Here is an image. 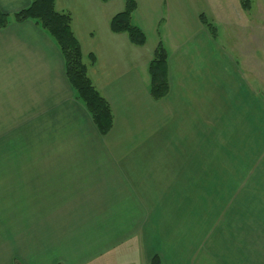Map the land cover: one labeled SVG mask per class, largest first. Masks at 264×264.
Instances as JSON below:
<instances>
[{
	"label": "crops",
	"instance_id": "crops-1",
	"mask_svg": "<svg viewBox=\"0 0 264 264\" xmlns=\"http://www.w3.org/2000/svg\"><path fill=\"white\" fill-rule=\"evenodd\" d=\"M135 1L142 46L110 30L124 0L54 2L112 108L106 135L74 98L54 40L32 20L0 28V264H264V140L239 135L264 123L262 97L233 81L232 57L204 62L217 29L194 0ZM160 41L169 91L154 100ZM142 119L158 131L141 135Z\"/></svg>",
	"mask_w": 264,
	"mask_h": 264
},
{
	"label": "trees",
	"instance_id": "trees-1",
	"mask_svg": "<svg viewBox=\"0 0 264 264\" xmlns=\"http://www.w3.org/2000/svg\"><path fill=\"white\" fill-rule=\"evenodd\" d=\"M107 1V0H102ZM55 0H30V4L11 14L0 10V28L11 21L32 20L38 24L56 43L64 60L65 74L74 92V98L87 110L98 132L106 135L114 123V114L108 100L98 91L88 75V64L84 61L79 41L71 28V15L55 9ZM245 9L251 6V0H241ZM136 9L135 0H124V7L114 14L110 21V30L114 33H126L130 43L142 46L146 35L140 26L132 21ZM201 23L215 36L216 27L204 13L199 14ZM89 64L95 61L93 54L88 55ZM148 90L154 100L165 97L169 91L168 51L160 41L148 63ZM18 264V263H16ZM149 264H162L159 256L152 257Z\"/></svg>",
	"mask_w": 264,
	"mask_h": 264
},
{
	"label": "rangeland",
	"instance_id": "rangeland-1",
	"mask_svg": "<svg viewBox=\"0 0 264 264\" xmlns=\"http://www.w3.org/2000/svg\"><path fill=\"white\" fill-rule=\"evenodd\" d=\"M194 2L217 29L216 45L219 48L211 46L209 48L210 54L204 57V62L208 61L210 67H217L220 65L219 59L224 61L226 56L232 57L235 65L232 69L233 81L237 83L239 74L240 87L245 88V83L248 84L250 92L253 88L256 95L261 96L264 102V0H251V6L248 9L242 6L241 0H194ZM215 58L218 59L212 60ZM222 89L226 92L225 83H223ZM247 94L250 93L238 92L240 97ZM235 100L233 99V102ZM79 103L82 105L81 102ZM135 121V119L128 121L130 123V125L128 124L129 129L132 130V128L137 127L134 124ZM140 122L143 125L139 132L141 135L158 131L154 129L150 132L151 127L157 124L156 121L142 119ZM222 124L224 128L225 119L222 120ZM125 127L127 126L122 127L123 131ZM247 129L249 131L246 129L239 130V135L248 134L249 137L253 135L256 143L260 145L264 140V123L256 120L254 126H249ZM126 131L128 129L124 133H127ZM230 144L232 146L231 141ZM6 226H10V224L7 223Z\"/></svg>",
	"mask_w": 264,
	"mask_h": 264
}]
</instances>
